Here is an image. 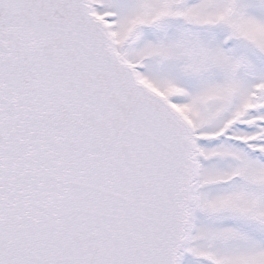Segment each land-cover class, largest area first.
<instances>
[{
  "label": "snow or ice",
  "instance_id": "1",
  "mask_svg": "<svg viewBox=\"0 0 264 264\" xmlns=\"http://www.w3.org/2000/svg\"><path fill=\"white\" fill-rule=\"evenodd\" d=\"M0 264H264V0H0Z\"/></svg>",
  "mask_w": 264,
  "mask_h": 264
}]
</instances>
